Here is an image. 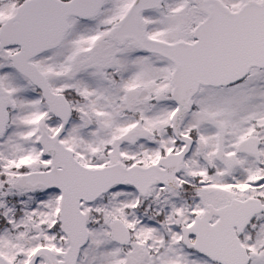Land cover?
Masks as SVG:
<instances>
[{
  "label": "snow or ice",
  "instance_id": "obj_1",
  "mask_svg": "<svg viewBox=\"0 0 264 264\" xmlns=\"http://www.w3.org/2000/svg\"><path fill=\"white\" fill-rule=\"evenodd\" d=\"M0 264H264V0H0Z\"/></svg>",
  "mask_w": 264,
  "mask_h": 264
}]
</instances>
